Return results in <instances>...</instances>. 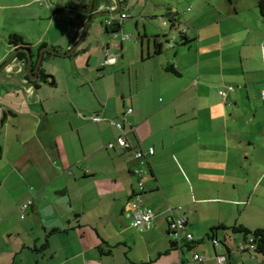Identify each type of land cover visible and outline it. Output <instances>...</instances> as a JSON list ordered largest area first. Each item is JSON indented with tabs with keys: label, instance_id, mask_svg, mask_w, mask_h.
<instances>
[{
	"label": "crops",
	"instance_id": "0c3cea01",
	"mask_svg": "<svg viewBox=\"0 0 264 264\" xmlns=\"http://www.w3.org/2000/svg\"><path fill=\"white\" fill-rule=\"evenodd\" d=\"M259 1L186 0L182 17L151 2L141 27L140 19L125 24L131 17L124 8L127 17L113 18L118 27L107 31L138 33L111 50L117 61L102 66L106 48L99 50L92 27L74 56L45 53L42 73L53 79H30L27 60L18 58L24 52L15 53L24 46L10 36L29 44L34 67L45 47L70 51L90 15L69 4L0 1V12L12 9L8 18L28 30L0 36V67L12 59L0 71V227L14 225L9 236L0 231V264H16L27 252L37 254V264H216L221 255L225 264H254L250 253V261L234 253H242L244 236L220 231L226 234L218 233L222 244L215 247L207 234L218 226L264 229ZM102 7L96 3L95 11ZM111 121L124 125L132 151L108 148L124 133ZM150 148L135 159L133 151ZM138 169L146 171L144 191ZM28 200L32 206L21 211ZM147 209L157 213L155 224L140 232L132 222ZM171 217L185 218L183 236L192 234L196 245L173 247ZM71 243L75 250L67 251Z\"/></svg>",
	"mask_w": 264,
	"mask_h": 264
},
{
	"label": "rangeland",
	"instance_id": "374dc122",
	"mask_svg": "<svg viewBox=\"0 0 264 264\" xmlns=\"http://www.w3.org/2000/svg\"><path fill=\"white\" fill-rule=\"evenodd\" d=\"M2 3L1 4H5V5H8L9 3L12 4L14 2H16V0H0ZM27 0H21V2H25ZM70 2L72 3H75V4H79L82 6H86V5H89V3L91 2V0H52L51 2V6H58V5H65L67 6L68 4H70ZM100 1L97 0L96 3H99ZM151 2L152 3H157V2H160V3H163L165 2V4H169L167 5V7H173L175 10H178L180 11V15L179 17H182L184 15V9H186L189 5L186 3V0H130L129 4L125 7L127 13L130 15L131 19H129L127 22H125L126 25L128 24H132L135 22L136 19H140L143 20L140 16V14H143L145 13L149 8V5H151ZM225 2V0H224ZM96 3H95V7H96ZM25 10V9H24ZM177 11V12H178ZM22 12V10H21ZM13 13V10L12 9H9L5 12V14H2L0 12V36L4 35L5 32L8 33L10 32V30H24L25 32H28L27 29H23L22 28V23H17L18 19L17 17H12V18H8L9 16H11ZM18 13V12H17ZM65 13H62L61 15H63ZM147 14V13H145ZM59 15V16H61ZM121 15V13L115 15L114 17L112 16H103L101 18H98V19H95V21H93L92 25L90 26V29L89 31H91L92 27H96L97 28V31L96 32V36H97V45L100 46L99 47V50L100 48L105 47L107 48V45L110 44V48L111 50H113L114 48L112 47V44H115V43H118V41H115L113 39V32L115 31H107L106 29V26L105 24L103 23L104 20L108 19L110 21H113V18H118L119 16ZM68 16H71V13L67 12L65 15H64V18L63 19H66V17ZM178 21H180L182 24L183 22L179 19ZM140 27L142 26V21L140 22ZM182 27V25H181ZM147 28L148 30H150L152 27H151V22L147 19ZM143 30V28H141ZM159 31L161 32H164L165 29L161 28L160 25H158V28H157ZM126 30V31H125ZM125 30H123V32H125L126 34L128 35H134L135 38H137V33H138V30L134 27L133 29L131 28V30H128V28H125ZM170 34V32H169ZM173 34H177V31H173ZM95 40V38H93ZM1 44V43H0ZM103 62V60H102ZM27 73L29 75V71L27 70ZM25 214L26 213H23V216L25 218ZM22 218V219H24ZM11 225V224H10ZM9 225V222H5L3 223V225L0 227V231L3 230V233L7 234V236H9L11 234V232L13 231V227L14 225L10 226ZM230 232V233H228ZM227 234L226 232H219V234L221 235V237L223 236V234H226L228 236H231V237H234V236H239V241L242 240V236H244L243 234L241 233H234L232 231H228ZM235 239V238H234ZM20 241V240H19ZM18 242V241H17ZM239 245L238 242H236L235 240H232V247L235 248V250L237 251V246ZM5 246L4 244H0V250L4 249ZM44 248L41 246L40 249H38V251H36V253H40L42 252ZM33 250V249H32ZM75 248L73 246V244L71 243V247H69L67 249V251H74ZM236 255H239L241 256L242 258H245L246 260L250 261L251 257H250V254L248 252H242L241 254L237 253V252H234ZM43 254V252H42ZM36 255L34 256V253L32 252H27V253H24L22 254V256H19V257H22V259H18L17 263L16 264H37L36 263ZM41 256V255H40ZM41 258H43L41 256ZM255 258L256 260L254 261V264H261V260H262V256L261 255H258L256 254L255 255ZM39 264H50L49 261L47 260H43V259H40L39 261Z\"/></svg>",
	"mask_w": 264,
	"mask_h": 264
},
{
	"label": "built area",
	"instance_id": "2783aa9c",
	"mask_svg": "<svg viewBox=\"0 0 264 264\" xmlns=\"http://www.w3.org/2000/svg\"><path fill=\"white\" fill-rule=\"evenodd\" d=\"M41 3H45V2H52V0H40ZM127 17L126 13H122L121 14V18L125 19ZM112 24H114V21H107L106 27H110L112 26ZM185 31H183L184 33ZM113 39L115 41H118V43L112 44V47L114 49H119L121 44L125 41L131 38V35H128L124 32H113ZM171 47H173V44L171 45ZM118 59L117 55H114L111 53V48H110V44L107 45V48L105 50V54H104V60L102 62V66H108L114 62H116ZM234 88L232 86H228L227 87V91H232ZM226 94V91H220V95L224 96ZM263 99H264V95H263ZM132 109H128L127 113H131ZM101 119L99 117H94L93 121L98 122ZM111 125L115 126L117 129H119L120 131H124V133L122 134V136H120L116 143H109L108 144V148L110 149H114V147H116V145H118L122 150L125 151H132L133 150V145L131 143L130 140H128V138L126 137V131L125 128L123 126V124L121 122H115V121H111ZM154 152L153 148H150L149 151L147 153L142 152L140 150L138 151H133V155L135 157V159L138 160H144V158L147 156V154H152ZM135 175L138 177V187L140 191H144L145 190V183L143 181V177L146 176V171L143 169H138L135 171ZM32 205V201L28 200L26 202H24L20 208L22 211H25L26 209H28L30 206ZM157 217V213L153 210L147 209L144 210L143 212H140L138 215H136L135 220L132 222V227L137 229L138 231H148L150 230L153 225L155 224V218ZM22 218H24V216H22ZM169 231H170V235L173 237L175 243H177L178 245H181L184 241H188L191 242L193 241V235L190 233H185V236H183L184 231H185V226L187 224V221L185 220V218H169ZM213 245L215 247H219L220 246V242L215 239L212 240ZM253 248V247H251ZM241 250H243V247H240ZM195 260L199 261V262H203L204 259L202 256L200 255H195ZM227 263V258L226 256H217L216 257V264H225Z\"/></svg>",
	"mask_w": 264,
	"mask_h": 264
},
{
	"label": "water",
	"instance_id": "95a60500",
	"mask_svg": "<svg viewBox=\"0 0 264 264\" xmlns=\"http://www.w3.org/2000/svg\"><path fill=\"white\" fill-rule=\"evenodd\" d=\"M97 0H91L89 6H82L79 4H75L70 2V6L73 9H78L81 11H84L86 13H88L89 19L84 27L83 30V34L82 37L80 39V41L68 52L66 53H60L54 49H50L48 47L43 48L40 51V55H39V59L36 63V65L33 67L32 65V61H33V55H32V51L27 48V47H20L18 49H16V55L20 52H24L27 54V62H26V66H27V70L29 71V77L30 79H32L33 77L36 79H53L52 76L46 74V73H42V66H43V61L45 59V53H50L53 55H57V56H74L75 55V51L78 49V47L80 46V44L84 41L88 30L91 26V24L93 23V21H95V19L101 18L103 16H112L114 17L115 15L121 13V11L129 4L130 0H99L101 6H103V10L104 11H100V12H96L95 11V3ZM107 21H110L108 19L104 20V24L106 26ZM97 39L94 40V42H96ZM92 42V44L94 43ZM12 61V59H8L1 67H0V71L5 68L10 62Z\"/></svg>",
	"mask_w": 264,
	"mask_h": 264
},
{
	"label": "trees",
	"instance_id": "16d2710c",
	"mask_svg": "<svg viewBox=\"0 0 264 264\" xmlns=\"http://www.w3.org/2000/svg\"><path fill=\"white\" fill-rule=\"evenodd\" d=\"M258 8L260 10V13H261L262 17L264 18V0H260L259 1ZM168 18H169V20H170L171 23L176 22V16L175 15H170V17H168ZM112 26H117L118 27V25L116 23L112 24ZM110 27H107V28L109 29ZM173 27H175V25H173ZM115 31L116 32H119L118 30H115ZM183 35H184L183 32H181L180 33V36L181 37H184ZM10 41H11L12 44H15L16 46L21 45V46L26 47V46L29 45V44L24 43L22 36L16 35V34L10 36ZM171 44H173V43H171ZM173 46H174V44H173ZM47 56L49 57V56H53V55H51L50 53H47ZM18 58L20 60H27L25 53H20L19 56H18ZM221 91H223V90H221ZM20 210H21V208H20ZM168 223H169V221H168ZM226 230H230V231H232L234 233H241V234H243L244 235V238H245V244L242 245L243 250H241L240 247L238 248L239 251L240 252H248V253H250L253 256H255L256 254L261 255L262 256L261 264H264V229L249 230V229H247V228H245V227H243L241 225H239V226H232V227H222V226L220 227V226H218V227H213L210 230V232L207 234V237L209 239H211V241L212 240H215V239L218 240V233L220 231H226ZM53 232H56V230L53 231ZM140 232H144V231H140ZM169 233H170V231H169ZM186 242H188V241H186ZM219 242H220V245H221L222 242L221 241H219ZM188 243H189L188 245L194 246V245H196L197 242L196 241H191V242H188ZM172 245H173L174 248L177 247V246H179L175 242ZM246 245L248 246L247 248H245ZM46 246H47V244L45 246H43V248H45ZM251 247H253V248H251ZM227 262H228V259H227Z\"/></svg>",
	"mask_w": 264,
	"mask_h": 264
},
{
	"label": "flooded vegetation",
	"instance_id": "af4514ba",
	"mask_svg": "<svg viewBox=\"0 0 264 264\" xmlns=\"http://www.w3.org/2000/svg\"><path fill=\"white\" fill-rule=\"evenodd\" d=\"M90 4V3H89ZM86 6H89V5H86ZM105 10V9H104ZM103 9H100L99 11H96V12H100V11H104Z\"/></svg>",
	"mask_w": 264,
	"mask_h": 264
}]
</instances>
